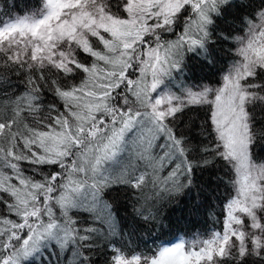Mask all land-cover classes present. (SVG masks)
<instances>
[{"label":"snow or ice","instance_id":"1","mask_svg":"<svg viewBox=\"0 0 264 264\" xmlns=\"http://www.w3.org/2000/svg\"><path fill=\"white\" fill-rule=\"evenodd\" d=\"M34 9H0V264H264V0ZM191 63L226 66L214 86L190 82ZM217 165L231 177L220 231L129 246Z\"/></svg>","mask_w":264,"mask_h":264},{"label":"trees","instance_id":"2","mask_svg":"<svg viewBox=\"0 0 264 264\" xmlns=\"http://www.w3.org/2000/svg\"><path fill=\"white\" fill-rule=\"evenodd\" d=\"M8 2H11V0H1L0 5L3 4L4 7L1 9L12 7V4H8ZM18 2L22 10L27 6L31 8L36 4V0H19ZM172 39H175V37H172ZM221 59L226 62L228 57L222 55ZM224 67L225 64H217L215 69H211L210 67H203L198 63H191L190 68L192 73H198L193 77V81L190 82L200 81L201 78H204V83L211 82L215 85L220 75V69ZM213 72L216 74L213 75ZM13 80L15 83L20 84L17 78L14 77ZM20 87L23 88V85L20 84ZM49 102H51L50 97ZM197 116H199L200 120L203 119V114H189V117L192 119H196ZM253 157L264 160V143L258 142L256 144L253 149ZM28 171L30 169H26V172ZM230 178L227 170L220 165L203 173L198 172L196 178L197 187L191 193H182L175 196L171 203L164 206L162 210V223L158 222L155 226L148 224L138 227L137 230L140 228L142 233L137 231L136 235L132 237L129 246L132 248L139 247L143 251L146 245L148 249L155 250L154 245L159 246L177 233L184 236L200 233L197 235L200 237L213 231H219L222 227L223 204L229 195L226 189L231 191V185L228 183ZM197 189H199V196L197 195ZM110 198L120 217L124 221L131 223V217L125 211V193H112ZM197 205L200 206L197 207ZM184 224L187 226L186 228L180 227V225ZM125 241H127V237H125ZM100 264H103V260H101Z\"/></svg>","mask_w":264,"mask_h":264},{"label":"rangeland","instance_id":"3","mask_svg":"<svg viewBox=\"0 0 264 264\" xmlns=\"http://www.w3.org/2000/svg\"><path fill=\"white\" fill-rule=\"evenodd\" d=\"M1 1V0H0ZM19 0H11V2H8V4H12L13 5V3L15 4V8L14 9H12V7H10V8H7V9H11V11H9L8 12V15H10V16H12V17H16V16H18L19 15V11L20 10H18V8H20L19 7V2H18ZM3 7V4L2 5H0V9ZM28 7V6H27ZM4 8V7H3ZM35 9H34V7L31 9V10H27V11H25V13H30L31 11H34ZM22 11V10H21ZM20 16V15H19ZM226 66V65H225ZM198 72H193L192 74H193V77L197 74ZM196 77H198V76H196ZM221 79V76L219 75V77H218V81ZM214 86H216V85H214ZM259 163H264V160H262L261 162H259ZM183 223V222H182ZM222 224H223V222H222ZM180 227H182V228H186L187 226L184 224V225H180ZM222 228V227H221ZM212 233V232H211ZM211 233H208L207 235H206V237L205 238H200V239H206V238H209L210 237V235H211ZM199 238V237H198ZM180 239H183V238H181V237H177V238H175L174 239V241L170 244V245H168V246H171V245H173V244H175L176 242H179V240ZM185 241H190V239H184Z\"/></svg>","mask_w":264,"mask_h":264},{"label":"bare ground","instance_id":"4","mask_svg":"<svg viewBox=\"0 0 264 264\" xmlns=\"http://www.w3.org/2000/svg\"><path fill=\"white\" fill-rule=\"evenodd\" d=\"M137 231H140L141 232V229L139 228V230H137ZM142 233V232H141ZM140 234V233H139Z\"/></svg>","mask_w":264,"mask_h":264}]
</instances>
